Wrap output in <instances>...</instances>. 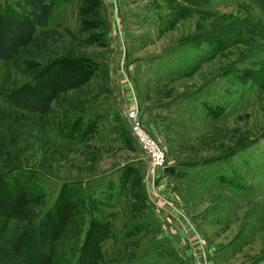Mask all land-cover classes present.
<instances>
[{
  "label": "rangeland",
  "instance_id": "374dc122",
  "mask_svg": "<svg viewBox=\"0 0 264 264\" xmlns=\"http://www.w3.org/2000/svg\"><path fill=\"white\" fill-rule=\"evenodd\" d=\"M15 1L0 9L18 16ZM87 1L61 4L0 62V151L13 153L0 172L21 167L42 191L6 227L36 223L75 184L89 211H73L53 264L78 252L80 218L94 264H264V0H119L117 15ZM34 82L53 94L39 123L2 101ZM134 103L165 155L153 186ZM1 261L19 264L0 246Z\"/></svg>",
  "mask_w": 264,
  "mask_h": 264
},
{
  "label": "trees",
  "instance_id": "16d2710c",
  "mask_svg": "<svg viewBox=\"0 0 264 264\" xmlns=\"http://www.w3.org/2000/svg\"><path fill=\"white\" fill-rule=\"evenodd\" d=\"M68 1L16 0L14 6L20 11L18 16L0 9V62L11 61L20 50L32 45L37 30L45 27L55 9ZM182 1L186 2V0ZM252 1L259 3L261 0ZM93 3L94 0L89 2V8ZM69 63L66 62V64ZM85 63L88 64V61ZM73 64L78 66L79 62L73 61ZM89 72L91 73V70ZM82 79L84 78L80 80L82 81ZM39 84V82H34L5 93L2 96V101L14 112L32 116L37 123L46 120L50 114L49 103L53 94L48 87H41ZM53 85L51 86L52 90L60 86L58 83ZM2 148L0 160H6V156L13 155L9 146L4 145ZM29 174L32 173L26 172L21 167L7 168L0 172V246L8 256L13 257L19 264H53L55 257L53 251L59 247L61 233L69 228L72 219L75 220L77 217L73 211L81 208L84 214H87L89 207L85 204L87 200L76 192L81 189H76L75 184L64 183L61 186L58 200L36 223L30 222L31 219H28L20 229L7 228V221L21 219L28 208H33L42 199L40 189L26 187L29 184L27 181L37 176L35 174L31 177ZM80 219V221L78 220L81 223L80 230L78 227L79 235L78 233L76 235L78 252H68L60 264H73V260L76 261L74 264H94L93 261L85 259V248L90 237L93 220L90 218L88 229L81 242L80 235L84 220ZM63 220H65L64 223ZM51 248H53L52 253L50 252ZM0 264H3L2 261ZM4 264H7V261Z\"/></svg>",
  "mask_w": 264,
  "mask_h": 264
},
{
  "label": "built area",
  "instance_id": "2783aa9c",
  "mask_svg": "<svg viewBox=\"0 0 264 264\" xmlns=\"http://www.w3.org/2000/svg\"><path fill=\"white\" fill-rule=\"evenodd\" d=\"M110 10L117 15L119 0H104ZM126 121L129 131L135 140L140 153L146 160L147 176L151 180L152 186L155 182L164 180L162 173L165 169V155L160 145L143 128L139 108L136 103L131 105L126 113ZM161 183V182H159ZM163 200H167L166 197Z\"/></svg>",
  "mask_w": 264,
  "mask_h": 264
}]
</instances>
